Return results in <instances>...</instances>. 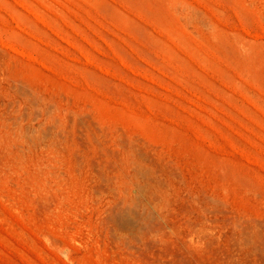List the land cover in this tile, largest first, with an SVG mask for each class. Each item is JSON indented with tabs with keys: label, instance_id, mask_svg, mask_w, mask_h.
<instances>
[{
	"label": "rangeland",
	"instance_id": "374dc122",
	"mask_svg": "<svg viewBox=\"0 0 264 264\" xmlns=\"http://www.w3.org/2000/svg\"><path fill=\"white\" fill-rule=\"evenodd\" d=\"M0 264H264V0H0Z\"/></svg>",
	"mask_w": 264,
	"mask_h": 264
}]
</instances>
